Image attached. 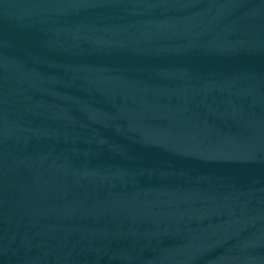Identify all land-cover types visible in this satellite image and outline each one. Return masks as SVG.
Returning a JSON list of instances; mask_svg holds the SVG:
<instances>
[{"label": "water", "instance_id": "obj_1", "mask_svg": "<svg viewBox=\"0 0 264 264\" xmlns=\"http://www.w3.org/2000/svg\"><path fill=\"white\" fill-rule=\"evenodd\" d=\"M0 264H264V0H0Z\"/></svg>", "mask_w": 264, "mask_h": 264}]
</instances>
